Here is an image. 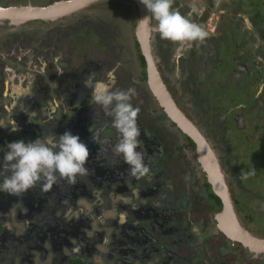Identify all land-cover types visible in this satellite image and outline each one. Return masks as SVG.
<instances>
[{"label": "flooded vegetation", "instance_id": "flooded-vegetation-1", "mask_svg": "<svg viewBox=\"0 0 264 264\" xmlns=\"http://www.w3.org/2000/svg\"><path fill=\"white\" fill-rule=\"evenodd\" d=\"M242 1L173 0V8L182 15L191 13L187 17L199 24L207 36L199 42L184 41L187 52L178 55L183 46H175L180 42L163 40L153 30L155 37L151 35V41L154 38L157 42L151 43V48L154 58L159 51L164 62L171 60L175 64L178 60L177 64H181L185 73L176 79L168 73L172 68L165 67L163 61L161 66L155 58L178 105L214 150L231 192L236 216L249 231L241 214V210L245 211L246 199L244 195H235L223 168V164L236 160L240 180L242 171L252 169L253 174L243 180L254 183L259 179L264 183V0H244L250 3L249 8ZM129 3H135L138 16L136 2L129 0ZM193 6L195 12L191 11ZM250 19L253 26L261 25V31L247 37L238 25L234 32V23L239 24L240 20L246 23ZM36 21L45 22L37 19L19 26ZM9 26L7 21H0V121L14 120L18 131H11V125L0 128V146L16 139L28 140L70 130L88 144L90 157L86 165L88 173L78 176L75 184L58 179L48 191L37 185L19 197L0 192V264H239V260L234 262V256L233 260L228 258L232 250L243 254V264H264V251L250 249L223 231V223L216 216L222 210V200L207 180L197 156V145L164 110L166 121L173 123L175 130L163 123L162 130L150 128L141 117L144 112L139 111L137 122L150 177L137 181L128 175V166L112 151L119 133L111 127V118L103 109L90 104L92 89L84 83L92 76L93 82L106 83L116 90L134 87L130 82L120 86L113 60L97 55L105 45L99 43V50L89 54L74 44L71 53L68 41L58 34L57 27L50 39L37 44L36 35L25 39L26 31L18 32L22 39L13 45L11 38L2 32ZM223 27L224 31H220ZM88 35L99 37L101 34ZM9 44L10 50L6 47ZM144 81L147 82V74ZM205 81L217 84L224 93L232 89L235 95H224L225 100L217 101L219 111L212 112L213 117L218 116L224 122L220 120L223 124L217 132L223 138L211 127L207 131L211 122L215 124L213 119L202 123L195 118L199 110L206 108L200 92L205 94L201 86ZM197 84L200 91L190 98L191 93L185 88L193 90L192 86ZM148 91L152 93L151 88ZM136 94L131 99L135 107ZM232 129L248 142L247 147L236 146ZM91 131L96 133L99 143L92 140ZM214 134L213 139L226 146L222 155L212 139ZM170 140L178 142L177 151L184 155L185 164V156L192 155L189 163L199 166L197 172H204L211 188L206 184L204 195L196 193L194 197L182 191L184 174L176 184H171L177 178L170 167L177 160V167L182 170L183 160L169 155ZM233 150L235 158L231 155ZM134 188L140 189L139 197L133 196ZM260 196L264 197V190L256 195L264 202ZM247 214L248 224H258L254 233L249 232L264 238V213ZM210 216L223 243L219 255L202 248L201 234L210 225ZM218 256L225 258L218 260Z\"/></svg>", "mask_w": 264, "mask_h": 264}, {"label": "rangeland", "instance_id": "rangeland-1", "mask_svg": "<svg viewBox=\"0 0 264 264\" xmlns=\"http://www.w3.org/2000/svg\"><path fill=\"white\" fill-rule=\"evenodd\" d=\"M54 1L56 0H0V5H27L29 3L33 5H46ZM242 2L243 5L247 6V8L250 7V3L248 1L247 3L244 0ZM128 3L129 0H99L93 2L90 6L80 9L70 15H66L54 20H45V22H29L26 25L23 24L21 26L11 25L8 28L3 29L2 32L11 38L10 42L13 45L16 43L17 39L18 41L19 39H22L18 37L19 34H17L18 32L21 33L22 31H26L27 36L24 37L25 39L29 38V36L33 37L36 35L34 42L37 44L39 42H42L44 39H50L51 36H53V34L55 33L53 29L57 27L58 34L61 35V37L66 40V42L68 41L67 46L70 50L69 52L71 53L73 52L72 46L74 44L76 45V47H81L83 50H87L89 54H93L94 52H97L99 50V43L105 45V48H103L102 51L100 50V53H98L97 55H104V58L106 60H113L111 62H113V66L115 67L116 76L119 77L118 79L120 86L125 87L128 84L132 83V85L134 86V91L138 92V94L134 96V101L136 99L135 105L139 108L141 112H144V114L141 116L144 121L149 124L150 128H154L155 130H162V128H164L161 123L166 124L167 126H171V128L175 130L176 126H174V124L170 121H166L167 119L165 117L162 107L158 103L155 96L148 91V89L150 90V87L148 83L144 81L145 79H143L144 73L142 67L140 66L139 52L136 46L137 39L135 33V25L138 18V12L135 3H129V5ZM260 8L261 7H259V9ZM212 20L214 21L215 18ZM252 22L253 20L250 19L249 21H246V23L242 22V20H240L239 24L234 23V32L237 31L238 25L239 27L241 26V28H243L240 30L241 32L245 31L244 35L246 33L248 34L247 37H251L253 32L257 33L261 31V25L254 24L253 26ZM247 26H249V29H246ZM263 26L264 25H262V27ZM111 28H113L115 31L111 30ZM229 28L230 27L228 26V30ZM220 31H224V27L223 29H220ZM12 32L16 33L14 34ZM93 32H98L101 35L99 37H95L94 35H88V33ZM151 35H154L153 32ZM153 39L151 43L155 44L157 40L154 39L153 41ZM177 46H183L182 50L178 52V55L186 51V44H184V42H180V44L176 45L175 48H177ZM6 47H8L10 50L11 44L7 45ZM155 58L158 59L159 64L162 66L163 57L160 56L159 51L157 52V55L155 54ZM164 63L165 67L170 66L172 68V70L168 71V73L170 75L176 76V79L178 76H182L183 73H185L182 67H180L181 64H177L179 63L178 60L175 64H173L171 60L169 62L165 61ZM161 66H158L160 72L162 71ZM175 84L176 83H174V85ZM201 86H203L204 90H202L205 91V94L200 91L199 84H197L196 86L193 85V90H191L190 88H185V90L191 93L190 98L195 97L197 91L201 92V95H203V99L205 98L206 100V104L204 105L206 108L204 110H199L200 114H197L196 117H194L197 120H200L202 123H207L209 121H212L213 119V122H215V124L211 122L210 125L207 127V131H209V128L211 127L217 134V132L220 130L221 124L224 123L221 119L220 120L223 123L219 120L218 116L213 117L212 115V112L219 111L217 109V101L219 99L225 100L226 96L224 95L226 94L227 96L235 95L232 89L227 90L228 93L221 92L223 91V89L219 88L220 86H217V84L215 83L211 84L209 83V81H205L204 84H202ZM175 91L178 93V89L175 88ZM220 92L221 95L219 94ZM216 96H222L224 98L217 97L216 99ZM231 131L236 136V146H240L242 148L248 146V142H244L245 140L242 136H240V133L238 131H235L234 129H232ZM167 134L171 135V132ZM216 134L212 136V139L215 137ZM217 135L223 138L221 134ZM213 141L219 147L221 155L225 153V151L223 152V150L224 148H226V146L222 145L220 143V140L218 142L217 139H213ZM177 144L178 142L176 140L169 141V155H174L175 159L177 157H180L182 159V156L184 155H182L181 152L177 151ZM231 155L234 158L236 157L234 150L231 151ZM245 156L246 154L244 155L243 160H241V162L243 161V163L245 161ZM185 158L186 164L184 159H182V170L180 167H177V160H175V165L172 168L170 167V170L174 172V175L177 178V180L172 179L171 184H176V182L179 181V177L181 179L182 174H184L183 178L185 184H182L180 187L182 191L186 194H191L193 196L196 193L197 195H204L203 193H207L204 172H197L196 170H198L197 167L199 166L194 167L193 165H191V163H189L188 159H193L192 155L189 157L185 156ZM223 168L229 175V179L232 183L231 185L234 186L233 189L235 195L236 193L239 195H244L246 199V207H244L245 211L241 210V214L245 223L249 225L247 226L249 231L254 233L256 228L258 227V224H248L249 218L247 216V213H264V202L260 201L256 197V195H258L262 190H264V183L259 179L254 181L255 184L247 183L243 179L240 180V175L238 174L240 166L238 163H236V160H231L230 164H223ZM248 171L249 170H247L246 172ZM256 185L260 188V192ZM97 193H99L98 195H100V191H98ZM260 197L264 199L263 196ZM202 204H204V202ZM210 222L211 223L205 229V232H202L201 234V241L204 242L202 248L206 251H211L210 253L219 255L218 253L220 251L218 250H221L222 247L220 246H222L223 243L221 242V236L216 232V228L211 216ZM230 254L232 256H228V258L231 257V259L233 260L232 257L234 256V262L235 260H239V264H243V262L241 261L243 254H235L233 250ZM222 257L218 256L216 258L218 260H223V258L225 257ZM247 264L251 263L249 262Z\"/></svg>", "mask_w": 264, "mask_h": 264}, {"label": "clouds", "instance_id": "clouds-1", "mask_svg": "<svg viewBox=\"0 0 264 264\" xmlns=\"http://www.w3.org/2000/svg\"><path fill=\"white\" fill-rule=\"evenodd\" d=\"M140 3L146 7L148 14L138 19V23L153 28L163 40L199 42L207 36L199 24L173 8V0H140ZM191 11L195 12L196 8L193 6ZM7 22L14 26L23 23L15 25ZM108 75L111 77V73ZM84 83L92 89L90 104L99 105L111 118V127L119 133L112 151L122 157L123 163L128 166V175L137 181L150 177V166L145 160L146 149L140 139L141 128L137 122L140 110L131 103L134 89L116 90L106 83L93 82L92 76L87 77ZM8 125L12 126L11 131H18L14 120L8 123L0 121V128ZM91 132L92 140L99 143L96 133ZM0 153V192L17 197L37 185L48 191L58 179L75 184L78 176H84L89 171L86 165L90 148L70 130L54 135L43 134L34 139L8 141L0 146ZM251 174L252 169L247 173L242 171L241 179ZM139 191V188L132 189L133 196L139 197Z\"/></svg>", "mask_w": 264, "mask_h": 264}, {"label": "water", "instance_id": "water-1", "mask_svg": "<svg viewBox=\"0 0 264 264\" xmlns=\"http://www.w3.org/2000/svg\"><path fill=\"white\" fill-rule=\"evenodd\" d=\"M96 1L99 0H56L46 5H33L31 3L27 5H0V21L6 20L12 24L19 25L22 22L37 19L54 20L88 7ZM134 1L139 10L135 33L141 53L145 58L148 85L166 115L196 143L197 156L206 173L207 180L211 184L214 193L222 200V210L216 216L223 223V231L250 249L264 251V238L250 233L240 224L236 216L231 192L214 150L195 123L179 107L159 71L151 48V34L154 29L147 26L145 39L141 38L139 31L144 25L138 23V19L148 13L146 7L140 3V0Z\"/></svg>", "mask_w": 264, "mask_h": 264}, {"label": "trees", "instance_id": "trees-1", "mask_svg": "<svg viewBox=\"0 0 264 264\" xmlns=\"http://www.w3.org/2000/svg\"><path fill=\"white\" fill-rule=\"evenodd\" d=\"M136 46H137V49H138V52H139L140 66L142 67V69H143V73H144V75H143V79H146L145 58H144L143 54L141 53L140 46H139V43H138L137 40H136ZM206 184L208 185L209 189H211V188H210V184H209L208 182H207ZM210 193L213 195L212 192H210ZM217 198H218V199H217L218 207H221V201H220V198H219V197H217Z\"/></svg>", "mask_w": 264, "mask_h": 264}, {"label": "bare ground", "instance_id": "bare-ground-1", "mask_svg": "<svg viewBox=\"0 0 264 264\" xmlns=\"http://www.w3.org/2000/svg\"><path fill=\"white\" fill-rule=\"evenodd\" d=\"M146 32H147V26L144 25V26L141 28V30L139 31V34L142 36V37H141L142 39H145L144 36H145Z\"/></svg>", "mask_w": 264, "mask_h": 264}]
</instances>
